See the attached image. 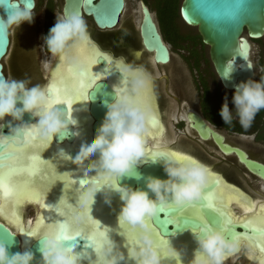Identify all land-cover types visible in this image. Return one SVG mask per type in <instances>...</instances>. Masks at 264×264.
Listing matches in <instances>:
<instances>
[{"label":"clouds","instance_id":"1","mask_svg":"<svg viewBox=\"0 0 264 264\" xmlns=\"http://www.w3.org/2000/svg\"><path fill=\"white\" fill-rule=\"evenodd\" d=\"M34 15V5H26L25 0H0V29L15 31L23 22L31 23ZM42 39L53 57H63L68 67L84 70L85 64L74 54V50L90 41L88 25L81 13L56 14V22ZM117 67L125 77L122 86L115 97L105 103L106 111L95 133L82 137L75 154L70 157L84 172L95 170V176L77 189L75 203H71L69 211L77 222L94 219L90 210L95 195L102 192L105 202L110 203L111 192H117L122 201L119 221L123 220L137 230L136 241L127 248V258L135 264H164L165 256L161 255L149 218L156 217L162 205L180 206L198 200L208 182L209 168L191 156L164 155L162 159L152 160L159 159L166 178L148 175L144 178L143 188L118 183V178L125 174L140 178L135 166L145 161L148 142L145 133L152 112L151 105L142 99L141 94L151 84L152 75L143 65L123 58L117 61ZM248 67L252 65L249 63ZM49 104V95L40 85L30 86L28 80L0 75V121L5 116L11 117L9 134L0 133V144L13 140L23 142L25 134L33 127L41 141H50L57 135L66 136L69 126L76 125L77 120L67 111ZM232 104L234 107L230 109L225 94L219 110L224 124H231L235 115L242 128H250L256 114L264 109V76L259 80L249 77L235 84ZM25 113L38 116V122L34 125L25 123ZM12 121L20 123L13 126ZM93 155L95 158L89 159ZM97 177L106 178L105 182L99 183ZM43 237L37 264H82L81 255L55 227L49 228ZM195 240L198 250L189 264H224L226 254L237 252L241 247L238 239L229 238L216 227L196 233ZM94 251L97 256L95 264L126 261L125 253L108 233ZM168 252L170 257L178 256L170 244ZM34 258L30 249L10 254L5 243L0 241V264H32Z\"/></svg>","mask_w":264,"mask_h":264},{"label":"snow or ice","instance_id":"2","mask_svg":"<svg viewBox=\"0 0 264 264\" xmlns=\"http://www.w3.org/2000/svg\"><path fill=\"white\" fill-rule=\"evenodd\" d=\"M99 15L101 19L107 20L112 14L104 12ZM192 17L203 20L208 25L212 38L218 39L219 45L223 48L234 40L243 23L264 29V0L196 4L190 7L189 12H186V18L191 20ZM155 44L159 47L157 38H155ZM240 47V55H244L246 45L242 44ZM75 54L85 64L84 70L77 71L70 67H61L64 58L59 57L60 64L57 65V71L53 74L54 81L46 89L50 98L49 106L63 103L67 106L69 114H71L74 102L88 99V90L93 87L100 76L91 70V65L96 63L97 58L102 55L94 45L90 42L81 45L75 50ZM161 54H163V49H161ZM105 59L110 60L111 58L105 56ZM118 91L119 88L116 89V92ZM141 96L145 102H148L147 89ZM145 134L147 135V133ZM47 146L45 141L38 138L37 130L34 127L25 134L23 143L13 140L6 144H0V215L5 213L7 205V211L17 222L21 233L40 237L49 228L55 227L67 240H74L78 236L86 235L94 249H98L105 233H108V229L102 227L99 221L92 218L84 222L75 221L69 211L71 202L68 195H62L54 207V213L63 219L38 216L35 226L28 231H25L19 224L17 208L25 201H34L42 209H53L51 205L45 203L44 197L48 185L62 181L67 192L70 187H74V184L84 185L88 182L86 178L79 179L77 182L73 178H69L67 173L59 174L48 160L41 158L40 154ZM148 151L152 158L164 155H173L179 158L189 156L176 151H152V149H148ZM38 176L47 180V184L40 187L34 186V180ZM105 179L97 178L99 183H104ZM219 184V179L209 172L208 183L203 189L204 194L198 200L185 202L180 206L162 205L159 212L165 213V218H149L150 223L154 226L153 234L161 255L165 257L170 255L167 248L168 239L165 235V226L169 224L179 225L178 217H185L183 223L191 227L194 233L216 227L225 233H230L232 237L238 240L247 235V233L235 231V227L242 224L245 229L251 231L248 238L259 237L262 251H264V205L254 217L238 219L231 212L225 210L223 194L218 195L215 190ZM232 191L237 192L238 190L233 189ZM232 198L230 195L227 198L228 202ZM246 206L251 210L250 204ZM190 207L195 211L192 214H187L185 209ZM119 228L121 234L127 238V242L134 243L136 241V228L123 220L119 221Z\"/></svg>","mask_w":264,"mask_h":264},{"label":"rangeland","instance_id":"3","mask_svg":"<svg viewBox=\"0 0 264 264\" xmlns=\"http://www.w3.org/2000/svg\"><path fill=\"white\" fill-rule=\"evenodd\" d=\"M139 1L140 0H125L122 23L126 24L127 30H125V32L127 35L131 34L130 32H133L134 29L137 28V24L140 21V15L138 13ZM142 1L150 8L162 37L165 36V33L168 31L171 38L174 39L175 37L176 39V36L173 35L174 31H176V24L179 35H181L182 39L179 40L176 45L166 42L170 50V61L165 65H158L154 72L155 76L159 77V79H156L155 84L153 85H155L158 96H161V98L165 97L164 102L159 106V110L164 119V127L167 130V143L172 146L186 148V150L193 152L209 163L212 168L221 172L226 179L235 182L251 197L264 199V180L248 173L232 155L224 156L217 152L210 142L204 143L196 139L193 132L185 123L184 129H177L174 127L175 122L182 118L185 110L192 109L200 111V89L196 84L198 82V74L201 78L205 79L212 97L215 98L219 104L223 103L225 94H227L230 109L234 107L232 104V93L226 92L220 87L209 60L208 46L202 43L196 27L188 26L182 20L178 7L182 0H178V6L174 11V18L171 7L168 6L170 5L169 2L166 5V0H161L163 14L162 10L160 13L162 14V20L160 18L158 20L157 16L156 6L159 4L158 0ZM62 2L63 0H36V7L34 8L35 15L33 16L32 22H23L15 29V31L9 29L11 42L7 55L2 59L4 66L3 71L6 77L17 80H28L30 81V86L32 84L42 86L47 81L49 66L55 57L49 52L43 50L42 37L43 23L45 22L44 15L51 13V21L54 25L56 22V14H61ZM84 18L88 25L89 18ZM163 22L166 23V25H163ZM196 55L200 57L199 60L197 59L194 61V56ZM250 57L253 63L259 64L256 67V71H261V67L264 66V36L257 42L254 40L251 41ZM28 60H31V62L29 63ZM194 65L199 67V69L197 68L198 72L195 70ZM23 66L28 68L29 73L31 74L28 76V79L26 77L24 78ZM163 74L167 75V81L160 78ZM255 79L259 80L258 77ZM167 90L168 94H172V97H169L168 94H166ZM215 117L218 119L220 118L218 115H215ZM215 129H217L228 142L242 147L252 157L264 162V125L245 129L247 131L250 130V133L246 132V134L233 131L224 125H216ZM77 142V145H79L80 141ZM179 147L176 148L186 152ZM58 155L59 158L62 156H60V154ZM67 166L71 167L72 165L67 163ZM59 168L61 171L60 174L67 173L60 162ZM88 178L91 179L93 177ZM73 192L75 195L76 191ZM99 199L100 197L97 193L94 202L91 205L90 214L94 212L101 213H94V219H99V222L103 227V222H108L109 217H105L106 214L103 215V210H101L102 204L98 202ZM69 200L74 203V196L69 198ZM94 205L99 206L100 210ZM96 209L100 212H97ZM35 213L36 209L34 205H26L23 210L24 220H29L35 215ZM118 217L119 216H116V218H109V223L111 224L113 222V226L111 227L113 231L117 228L115 224L117 223V220H119ZM103 218L107 219L104 220ZM111 229H109V231H112ZM245 253L246 248L245 246H242L241 250L232 258L224 261V264H253L251 260H248L245 257Z\"/></svg>","mask_w":264,"mask_h":264},{"label":"water","instance_id":"4","mask_svg":"<svg viewBox=\"0 0 264 264\" xmlns=\"http://www.w3.org/2000/svg\"><path fill=\"white\" fill-rule=\"evenodd\" d=\"M235 2H245V0H182L179 6V14L182 20L186 25L196 27L197 32L201 37L202 43L208 46L209 59L215 72L219 76L222 85L225 89L231 91L234 90V85L239 81L246 80L249 77H254L253 66L251 68L248 67L249 63L252 65V62L250 60V40L261 38L264 35V29L256 28L249 23H243L240 26L239 32L235 36L234 40L227 47L222 48L219 45L218 39L212 38L208 25L198 17H192L191 20L186 18V12H189L190 7L196 4ZM25 4L28 6L34 5L35 8L36 0H25ZM139 7L141 10V17L137 28L139 29V34L141 36L143 50L146 53L152 54V59L155 64L165 65L170 60L169 47L162 38L161 33L159 32L152 12L148 9L146 4L142 0L139 1ZM124 9L125 0H64L62 5L63 14H67L71 11H76L81 13L82 15H89L93 18L95 24L99 28L114 27L118 23L121 14H123L124 12ZM104 12H110L112 14L111 17L107 20L101 19L99 14ZM155 38H157L159 41V47H157L155 44ZM10 42L11 40L9 29H0V75L4 77H6V75L3 71L4 66L2 63V59L8 53ZM242 44L246 45V49H244V55H240V46ZM161 49H163V54H161ZM105 60V55L104 53H102V55L97 58L96 63L99 65V67L102 68L104 73H107L109 69L105 65ZM109 72H115V75L118 78H123V74L120 70L111 68ZM226 73L227 76H225ZM115 95L116 90L106 79L103 78H98L93 87L88 90L86 112L91 118V122L90 132L87 134V137L95 133V129L99 126L104 117L106 111L105 103L112 100ZM55 107L60 108L63 111H67V106L63 103L57 104L55 105ZM188 118L193 121L189 124V126L191 128H195L202 139L207 140L211 137L222 152L227 154H235L239 162L242 163L250 172L264 179V163L249 157L247 152H245L240 147L226 143L224 141L223 135L210 127L195 111L189 112ZM9 121H11V117L7 116L6 119L0 122V133L4 135L9 134ZM23 121L25 123L31 124L35 121V116L32 113H25L23 116ZM18 123L20 122L12 121L13 126ZM73 133H75V126L70 125L69 133L66 136L57 135L52 139L55 151L57 152V154L63 156L61 161H71L72 159L70 157L75 154L76 149L73 147H69L64 150V144H71L74 142L75 134ZM91 157L92 156H90L89 159ZM159 159H162V157ZM159 159H157L156 162H153L152 157H149L144 162L136 165L135 172H138L140 174L139 179H137L135 175L125 174L118 178V183L128 184L132 187L143 188L145 187L144 178L148 175L166 178V173L164 172L163 166L159 162ZM84 178H86L88 181V176L84 174H78L74 177V181L78 182L79 179ZM84 185L79 186L82 188ZM203 193L204 190L202 192V195ZM115 194L119 198V194L117 192H115ZM149 194L153 195L152 193ZM156 217L164 219L165 213L159 212ZM177 219L178 221H180L179 225L169 224L165 226L166 237H170L173 235V233H179L184 229L191 228L183 223L186 219L185 217H178ZM24 230L28 231L29 229L25 228ZM235 231L240 233H247V236L251 235V231L245 229L242 224H238L235 227ZM13 233L17 232L2 220H0V241L5 243L9 250V253L11 254L18 251L22 252L26 249H30L35 254V258L32 264H37V261H39L40 259V244L44 237L40 236L32 238L28 242L26 248H23V238L26 237L27 239H30L31 237L27 233H24L25 236H23V238L20 233L12 235ZM196 233L198 232L192 234V238L194 240ZM225 234L229 238L232 237L230 233L226 232ZM68 243L70 245H73L74 250L79 254L82 253L81 250L90 249V244L88 243V239L85 236H78L74 240H68ZM195 250H197V248H195Z\"/></svg>","mask_w":264,"mask_h":264},{"label":"bare ground","instance_id":"5","mask_svg":"<svg viewBox=\"0 0 264 264\" xmlns=\"http://www.w3.org/2000/svg\"><path fill=\"white\" fill-rule=\"evenodd\" d=\"M251 50V49H250ZM74 54H75V50H74ZM60 64V61H58L56 63V65L53 67V70L52 72L50 73V76H49V82H50V85L53 83L54 81V72L57 71V65ZM109 66H112L114 67V64L111 65V63L109 64ZM61 67H68V64L63 61V64ZM117 67V66H116ZM91 70L93 73H98L100 74L99 78H107L108 81L110 82V84L115 87L116 89L121 87L122 86V83L125 79V77H123V79L119 80L118 78H116L114 75H107L103 72V70L96 64L94 63L93 65H91ZM45 84V83H44ZM47 84V83H46ZM49 84L46 86L45 90L50 86ZM152 87H150L151 89ZM149 89V87H148ZM148 89H147V96H148ZM152 90V89H151ZM153 94V93H152ZM149 97V96H148ZM153 97V96H152ZM151 97V98H152ZM156 99V98H155ZM152 100L150 99L149 97V100L147 103H149L152 107V112H151V116H150V119H149V122H148V130H147V138H148V142L146 144V152H145V160L149 157H152L148 151V149H152V151H176L180 154H184V151L180 150V149H167L168 146L165 145L164 143H162L161 141H157L154 139L155 137V134L158 132V129L160 128L159 127V124L161 123H157V112H158V108L156 109L154 107V105H152L153 103L151 102ZM154 101V100H153ZM157 103V102H156ZM86 104H87V101L86 100H83V101H76L73 103L72 105V111H71V115L77 120V124L74 125L75 126V140L73 143V145L71 144H67L68 146H65L66 144H64V150H66V148H69V147H73V148H77V144L79 141V132L81 130H84L82 132H84L85 134V138L87 137V134L90 132V122H91V118L88 116L87 112H86ZM155 104V103H154ZM157 105V104H155ZM157 107V106H156ZM161 114V113H160ZM159 116V115H158ZM7 116H5L4 119H6ZM160 118V116H159ZM162 118V117H161ZM39 120V117L38 116H35V121L33 123H31L32 125L36 124ZM154 121V122H153ZM162 121V120H161ZM1 122V121H0ZM162 124V123H161ZM82 126H85L84 129H82ZM163 125V124H162ZM157 131V132H156ZM156 132V133H155ZM160 133V132H159ZM163 135V134H162ZM161 135V136H162ZM160 136V137H161ZM159 137V138H160ZM224 137V136H223ZM81 139V138H80ZM224 140H225V137H224ZM48 146L43 150V152H41V158L42 159H45V160H48L51 164H52V167L53 168H56L57 172L60 174V168H59V162L60 164L62 165V167L64 168V170H66L69 178H73L78 175V174H84L88 177H93L95 176V170H89L87 172H84L81 168L80 165H77L76 163H74L71 159V161H61L62 160V157L61 156L59 158V155L57 154V152L55 151V148H54V143L52 142H48V141H45ZM76 142V144H74ZM227 143V142H226ZM164 144V145H163ZM230 144V143H229ZM231 145V144H230ZM224 153V152H223ZM227 154V153H225ZM67 155V154H66ZM185 155V154H184ZM95 156H92L90 159H94ZM159 158V157H157ZM67 163L69 165H72L71 167H68L67 166ZM210 167V166H209ZM208 167V168H209ZM215 170V169H214ZM213 174L214 177L218 178L219 181H220V184L218 185V187L215 189L217 194L220 195L221 193L223 194V199H224V207H225V210L226 211H229L232 213V215L236 218H244V217H249V218H252L254 217L256 214L259 213L260 209H261V206L264 205V202H254L252 200H250L248 197L241 189H239L238 187L236 186H231L229 183H228V180H225L224 177L222 176V173H219L217 170L216 171H210ZM94 178V177H93ZM97 178H100V177H97ZM262 179V178H260ZM88 180H90L88 178ZM208 180H209V177H208ZM264 180V179H263ZM208 183V182H207ZM47 184V180L43 179L42 177L38 176L37 178H35L34 180V186L36 187H40L42 185H46ZM80 186L77 185V184H74V187H70V189L66 192L64 186H63V182L62 181H56L55 183H52L50 185L47 186V191L45 193V203L48 204V205H51L53 209H48V208H44L42 209L40 207V205L34 201H25L23 202L21 205L18 206L17 208V213H18V221H19V224L23 227V229H31L35 226V223H36V220H37V217L38 216H45V217H54L56 219H61V217L58 216V214H55L54 213V207L55 205L57 204V202L59 201L60 197L62 195H68L69 197L68 198H72L74 196V192L73 191H77V188H79ZM235 189V190H238L237 192H233L232 190ZM232 196L233 198L231 200H234L235 202H238L241 207L240 210H241V213H235L234 211V207L232 206L233 204H231V201L228 202V197L229 196ZM98 196L100 197L99 199V203H101V210H103V215H105V217H109V218H116V216H119V211H120V206H121V203L122 201L116 196L115 192H111L110 194V198H111V202L110 203H106L105 202V199H104V194L102 192H98ZM71 203H73V201L69 200ZM75 203V202H74ZM34 205L35 209H36V213L35 215L30 218L29 220H24L23 218V210H24V207H26V205ZM251 205V210H249V208L246 206V205ZM236 205V204H235ZM95 206V205H94ZM96 208L99 209V206H95ZM95 210V209H94ZM100 210V209H99ZM96 211L97 212H100V211ZM93 212V211H92ZM102 212V211H101ZM96 213V212H94ZM94 213H91L93 218H94ZM96 214H101V213H96ZM99 216V215H98ZM102 218V217H101ZM108 218V222H103V227L107 228L108 229V235L117 243V245L120 247L121 251H123L125 253V257H126V261H121L120 264H135V262L131 259H128L127 258V248L130 246L131 243L127 242V238L121 234L120 232V228H119V220H117V223L115 224V226L117 227L114 231L111 229V227L113 226L112 223L110 224V220ZM63 219V218H62ZM96 219V218H95ZM104 219V218H103ZM102 219V220H103ZM107 219V218H106ZM104 219V220H106ZM0 220H2L4 223H6L8 226H10L14 231H16L17 233H20L22 235V238L24 235V233H21L20 232V229L19 227L17 226V222L15 220H13V218L11 217L10 213L7 211V205H6V211L4 214L0 215ZM97 221H99V219H96ZM113 221V220H112ZM101 225V224H100ZM110 227V228H109ZM109 229H111L112 231H109ZM185 231V230H184ZM183 231L179 232V233H175L173 234L172 236L170 237H166V239H171L173 238L174 236H177L179 234H181ZM193 232V231H192ZM193 234V233H192ZM192 234H191V239L196 242L193 238H192ZM82 236H85L87 237L86 235H82ZM250 236V235H248ZM31 237V238H30ZM29 238L30 239H27L26 237L23 238V242H22V246L23 248H26L28 242L34 238L33 236H30ZM243 237H246L247 238V235L243 236ZM189 239V238H188ZM190 239V240H191ZM245 239L241 238L239 239L240 242H243ZM247 240V239H246ZM245 240V241H246ZM250 240V244H249V247L252 249V251H255L254 252V256H256V261L254 262H259L261 264H264V251H262V248H261V241L259 239V237H256L254 239H248ZM247 240V242H248ZM170 242H173V241H170ZM183 242L184 244V241H181ZM190 242V241H188ZM89 243V241H88ZM186 243V242H185ZM246 243V242H245ZM244 243V244H245ZM90 244V243H89ZM174 245H177L175 243H173ZM180 245V244H179ZM186 245V244H185ZM184 245V246H185ZM182 246V245H181ZM180 247V246H179ZM183 247V246H182ZM247 247V246H246ZM186 248V247H184ZM195 248H197L198 250V245L194 247V252L196 251ZM179 249V248H178ZM190 249V248H189ZM188 249V250H189ZM250 249V252H252ZM184 251V249H183ZM82 253H80L81 255V258L82 260L86 259L88 260L87 258L90 259V264H95L96 260H97V256H96V253L94 251V247L90 244V249L89 250H81ZM249 252V251H248ZM237 253V252H236ZM186 254V253H185ZM190 254V253H189ZM227 254H231V253H227ZM251 254V253H250ZM193 254H191L190 256L188 257H185L184 255L178 253V256L176 257H164V264H189L190 260L193 258ZM228 255L225 256V259ZM250 256V255H249ZM251 257V256H250ZM258 259V260H257ZM85 260V261H86ZM227 260V259H226ZM88 263V262H86ZM84 262H82V264H86Z\"/></svg>","mask_w":264,"mask_h":264},{"label":"flooded vegetation","instance_id":"6","mask_svg":"<svg viewBox=\"0 0 264 264\" xmlns=\"http://www.w3.org/2000/svg\"><path fill=\"white\" fill-rule=\"evenodd\" d=\"M63 2H64V0H63ZM63 2H62V5H63ZM146 4V3H145ZM146 6H147V4H146ZM148 7V6H147ZM148 9L150 10V8L148 7ZM46 11H47V9H46ZM151 11V10H150ZM61 13H62V6H61ZM138 13H139V15H140V17H141V10H140V7L138 6ZM84 17H88L89 18V23H88V32H89V38H90V43L92 44V45H94L99 51H101L102 53H104V55L105 56H108V57H110L111 59L110 60H105V65L107 66V68L109 69V71H110V69L111 68H115L116 70H119V68L118 67H116L117 66V61L118 60H120L121 58H123L125 61H130V62H132V63H134V64H138V65H143L148 71H149V73L152 75V82H151V84L149 85V89H148V96L150 97V99L152 100L151 102L153 103L152 105H154V107L158 110V112H157V114L160 116V118H159V116L157 115V123L159 124L160 122L163 124H159V129H158V132L155 134V137H154V139L155 140H159V141H161L162 143H164L165 145H167L168 146V148L167 149H175L176 147L178 148L179 146H172L171 144H168L167 142V140H166V132H167V130L165 129V123H164V119L163 118H161L162 117V114H160L161 112H160V110H159V106H160V104L161 103H163L164 102V100H165V97L164 98H161V96H158V93H157V91H156V89H155V85H153V84H155V80L156 79H159V77H156L155 76V74H154V72H155V70H156V67L158 66V64H155L154 62H153V59H152V54H150V53H146L144 50H143V46H142V42H141V36H140V34H139V29L138 28H136V29H134V31L133 32H130L131 34H129V35H127V33L125 32V30H127L126 29V24H124V23H122V14H121V16H120V18H119V21H118V23L114 26V27H112V28H99L96 24H95V22H94V20H93V18L91 17V16H89V15H83ZM46 17H47V14L46 15H44V20H46ZM139 23V22H138ZM53 26V24H52V21H51V23H50V27H52ZM122 26V27H121ZM137 26H138V24H137ZM160 32V31H159ZM48 33V30H46V27H45V22L43 23V36L44 35H46ZM264 36V35H263ZM262 36V37H263ZM261 37V38H262ZM163 38V37H162ZM260 39V38H259ZM259 39H251L250 40V43H251V41L252 40H254V41H258ZM43 50L45 51V52H49L48 51V49H47V47L43 44ZM199 57L200 56H194V61L195 60H199ZM210 60V59H209ZM250 60H251V57H250ZM29 61V60H28ZM59 61V57H55L54 59H53V61H52V63H51V65L49 66V70H48V78H47V81L45 82V84L44 85H42L41 87H43L44 89L46 88V86L49 84L50 85V82H49V76H50V73L52 72V70H53V67L56 65V63ZM170 61V60H169ZM168 61V62H169ZM31 62V60L29 61V63ZM211 62V61H210ZM251 62H252V66H253V70H254V77H253V79H255L256 77H258L259 79H260V77L261 76H264V66H262L261 67V71H259V72H257L256 71V67H257V65H259V64H256V63H253V61L251 60ZM26 63V62H25ZM111 63V65H113L114 64V67H112V66H109V64ZM97 64V63H96ZM212 64V63H211ZM29 65V64H28ZM98 65V64H97ZM99 66V65H98ZM160 66V65H159ZM26 67H27V65H26ZM26 67H24L23 66V69H24V73H23V75H24V78L26 77L27 79L29 78L28 76L29 75H31L30 73H29V69L28 68H26ZM213 67V66H212ZM101 68V67H100ZM194 68H195V70L198 72V70H197V68L199 69V67L197 66V65H194ZM102 69V68H101ZM107 72V73H105V74H107V75H114L116 78H118L116 75H115V72L113 73V72ZM213 71H214V73H215V75H216V78L218 79V82H219V84H220V87L224 90V91H226V92H231L232 94H233V91H231V90H227V89H225L224 88V86L222 85V82H221V80H220V78H219V76L217 75V73L215 72V70H214V68H213ZM123 74V73H122ZM123 77H124V74H123ZM198 82L196 83L197 84V86H198V88L200 89V97H201V100H200V111H196V110H192V109H189V110H185L184 111V113H183V115H182V118L180 119V120H178V121H176L175 122V126L174 127H176L177 129H184V123L186 124V126L193 132V134H194V137L196 138V139H198L199 141H201V142H210L211 144H212V146L216 149V151L217 152H219L220 154H222V155H224V156H230V155H232L235 159H236V161L248 172V173H250V174H252V175H254V176H256V177H258L257 175H255V174H253L252 172H250L242 163H240L239 162V160H238V158H237V156L235 155V154H225V153H223L219 148H218V146L216 145V143L214 142V140L210 137L209 139H207V140H204V139H202L201 137H200V135L198 134V132H197V130L195 129V128H191L190 126H189V124L190 123H192L193 121L191 120V119H189L188 118V113L189 112H191V111H195L196 113H198L200 116H201V118L202 119H204V121L210 126V127H212L214 130H216L217 132H219L217 129H215V126L216 125H219V124H216L215 123V121H217V119H215V121H211L210 119H208V117L206 116V114H205V111H204V104H203V100H204V91H205V89H207V91H208V94H209V96L214 100V101H216V106H217V108L220 110V107H221V103L219 104V102L215 99V98H213L212 97V95H211V93H210V90H209V88H208V86L206 85V82H205V79L204 78H201V76H199V74H198ZM160 78H163L164 80H166L167 81V75L166 74H163V75H161L160 76ZM103 79H106L107 81H108V79L107 78H103ZM119 80H121V79H123V78H118ZM25 80V79H24ZM109 82V81H108ZM47 83V84H46ZM110 83V82H109ZM150 87H152L151 89H150ZM115 90H116V88L115 87H113ZM153 93V94H152ZM166 94H168V90H167V92H166ZM153 96V97H152ZM168 96L169 97H172V94H168ZM152 97V98H151ZM156 98V99H155ZM154 100V101H153ZM157 102V103H156ZM157 104V105H155V104ZM157 106V107H156ZM162 120V121H161ZM233 122H234V124H237V125H240L239 124V122H238V120L235 118V116H234V119H233ZM258 125H264V109H262L261 111H259L257 114H256V116H255V118H254V120H253V122H252V124H251V127L252 128H255V126H258ZM81 127H82V129H84V127L85 126H82L81 125ZM76 129V128H75ZM82 131H84V130H81L80 132H79V134H78V136H77V138L79 137V136H81V137H79V141H80V138H82V137H84L85 138V134H84V132H82ZM250 131V130H249ZM249 131H246V132H248V133H250ZM160 132V133H159ZM252 132V131H251ZM220 133V132H219ZM163 134V135H162ZM221 134V133H220ZM244 134V133H243ZM246 134V133H245ZM162 135V136H161ZM162 138H161V137ZM160 137V138H159ZM225 142H227L228 144L230 143V142H228L226 139L224 140ZM53 142V141H52ZM175 143V142H174ZM74 144H76V142L74 143ZM163 144V145H164ZM231 145H234V144H232V143H230ZM67 145V144H66ZM71 145H73V144H71ZM237 146V145H236ZM238 147H240V146H238ZM179 148H181V147H179ZM241 149H243L242 147H240ZM181 149H183V150H185L186 152H184V154L185 155H189V156H191V157H194V158H196V159H198L199 161H201V162H203L205 165H207L208 167H209V170L211 171H216V169L214 170V168H212V166L209 164V163H207L206 161H204L202 158H200L199 156H197L196 154H194L193 152H190V151H188V150H186V148H181ZM245 152H247L245 149H243ZM247 154H248V156L249 157H251V158H253V159H256V158H254V157H252L248 152H247ZM256 160H258V159H256ZM259 162H262V161H260V160H258ZM262 163H264V162H262ZM219 172V171H218ZM219 173H221V172H219ZM222 176L224 177V179L225 180H228V179H226L225 178V176L222 174ZM258 178H260V177H258ZM261 180H263V179H261ZM228 183L231 185V186H236V187H238V188H240L241 190H243L240 186H238L235 182H233V181H231V180H228ZM244 191V190H243ZM245 192V191H244ZM246 193V192H245ZM204 194V193H203ZM246 195L248 196V197H250L249 199L250 200H252V201H261L262 200V202H264V199H260V198H253V197H251L248 193H246ZM231 204H233L232 206L234 207V211H235V213H241V210H240V208L239 207H241V205L240 206H238L239 205V203L238 202H235L234 200H231ZM236 204V205H235ZM195 211V209H193V208H187V209H185V212L187 213V214H192L193 212ZM185 230V231H184ZM184 230H182L183 232L181 233V234H179V235H177V236H174L173 238H169L168 239V245L170 244L174 249H176L177 250V253H180V254H182V255H184L185 257H188V256H190L191 254H193L194 253V247L195 246H197V243L196 242H194L192 239H191V234L192 233H194V232H192V229L191 228H187V229H184ZM173 234H175V233H173ZM249 236H247V238L246 237H242L243 239H249L248 238ZM189 238V239H188ZM191 239V240H190ZM243 241V242H241V247H240V249L237 251V253L241 250V248H242V246H245V248H246V253H245V257L248 259V260H251L252 262H253V264H261L260 262H259V260H258V262H254V261H256V260H254V259H256V256H254V252L255 251H252V249L249 247V244H250V240H248V242H247V240L246 241ZM170 241H173V242H170ZM181 241H184V244H183V242H181ZM188 241H190V242H188ZM186 242V243H185ZM246 242V243H245ZM173 243H175V244H177V245H174ZM245 243V244H244ZM180 244V245H179ZM186 244V245H185ZM168 245H167V248H168ZM183 247H182V246ZM185 245V246H184ZM180 246V247H179ZM247 246V247H246ZM184 247H186V248H184ZM179 248V249H178ZM190 248V249H189ZM183 249H184V251H183ZM189 249V250H188ZM250 249H251V251L252 252H250ZM249 251V252H248ZM186 253V254H185ZM190 253V254H189ZM236 252H234V253H231V254H226V255H228L227 257H226V259L228 260L229 258H232L235 254H237ZM251 253V254H250ZM251 257H250V256ZM254 258V259H253ZM88 260H86V259H84V260H82V262H84V263H86V262H88V263H86V264H90V259L89 258H87ZM226 259L224 260V261H226ZM86 260V261H85Z\"/></svg>","mask_w":264,"mask_h":264},{"label":"trees","instance_id":"7","mask_svg":"<svg viewBox=\"0 0 264 264\" xmlns=\"http://www.w3.org/2000/svg\"><path fill=\"white\" fill-rule=\"evenodd\" d=\"M158 2H159V4L156 6L157 16H158V20H159V18L162 20V18H161L162 14H163V9L161 8V4H162L161 2L162 1L158 0ZM166 2H167L166 5L169 2L170 5H168V6L171 7L173 18H174V11H175L176 7L178 6L177 5L178 0H166ZM179 6H180V4H179ZM161 10H162V14L160 13ZM50 23H51V13H48L46 20H45L46 30H49ZM174 23H175V20H174ZM163 25H166V23L163 22ZM175 28H176L175 29L176 31H174L173 35L176 36V39H175V37H174V39L171 38V36L168 34V31H167V33H165V36H163V39L165 42L172 43V44L176 45L179 40H182L181 35H179L176 24H175ZM203 97H204V100H203L204 111H205V114L208 117V119H210L211 121H215V119H217V121H215L216 124L224 125V126L228 127L229 129L236 131V132H239V133H246L247 130L242 128L240 125L234 124L233 121L231 122V124H224L221 116L219 115V109L216 106V101H214L209 96L207 89H205ZM215 115L220 116V118H219L220 120L217 117H215Z\"/></svg>","mask_w":264,"mask_h":264}]
</instances>
